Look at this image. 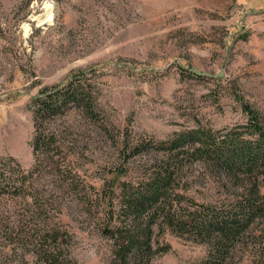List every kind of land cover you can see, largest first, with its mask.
<instances>
[{"label":"rangeland","instance_id":"obj_1","mask_svg":"<svg viewBox=\"0 0 264 264\" xmlns=\"http://www.w3.org/2000/svg\"><path fill=\"white\" fill-rule=\"evenodd\" d=\"M81 70L114 138L84 111L67 114L62 126L78 149L73 184L44 171L39 193L53 204L37 209L21 196H0V264L36 262L50 226L68 231L63 250L78 264H109L101 206H82L81 190L97 186L108 169L123 165L136 174L160 156L155 148L123 154L125 134L154 141L197 124L230 129L246 119L241 100L264 113V7L239 0H0V166L13 157L29 169L31 97ZM181 185L212 204L228 193L199 162ZM153 227L151 264H196L205 255L204 243Z\"/></svg>","mask_w":264,"mask_h":264},{"label":"trees","instance_id":"obj_2","mask_svg":"<svg viewBox=\"0 0 264 264\" xmlns=\"http://www.w3.org/2000/svg\"><path fill=\"white\" fill-rule=\"evenodd\" d=\"M79 72L31 97L33 163L24 171L19 161L6 159L0 166V196H21L37 209L53 204L39 193L38 177L44 171L56 172L64 186L73 184L69 174L78 149L62 126L73 109L84 111L114 138L99 116L95 87L83 70ZM241 110L245 121L230 129L197 124L165 140L125 134L118 141L123 154L140 156L141 151L155 148L160 156L143 161L136 174L123 165L108 169L97 186L88 184L81 190L82 206H101L100 228L112 242L109 264H151L158 251L153 242L155 225L204 243L205 255L196 264H264V113L242 100ZM197 162L218 175L228 191L226 198L212 204L187 194L181 181ZM67 232L50 226L44 234L49 242L36 252L33 264H78L63 250ZM239 252L246 256L238 263Z\"/></svg>","mask_w":264,"mask_h":264},{"label":"crops","instance_id":"obj_3","mask_svg":"<svg viewBox=\"0 0 264 264\" xmlns=\"http://www.w3.org/2000/svg\"><path fill=\"white\" fill-rule=\"evenodd\" d=\"M240 3L253 8L264 7V0H239Z\"/></svg>","mask_w":264,"mask_h":264},{"label":"water","instance_id":"obj_4","mask_svg":"<svg viewBox=\"0 0 264 264\" xmlns=\"http://www.w3.org/2000/svg\"><path fill=\"white\" fill-rule=\"evenodd\" d=\"M196 72H197V73H199V74L207 75V74H205V73H202V72H200V71H197V70H196ZM209 75H210V76H217V75H214V74H209ZM209 75H208V76H209Z\"/></svg>","mask_w":264,"mask_h":264},{"label":"bare ground","instance_id":"obj_5","mask_svg":"<svg viewBox=\"0 0 264 264\" xmlns=\"http://www.w3.org/2000/svg\"><path fill=\"white\" fill-rule=\"evenodd\" d=\"M47 8H49V6H48ZM48 12H49V11H48ZM49 18H51V16H49Z\"/></svg>","mask_w":264,"mask_h":264}]
</instances>
